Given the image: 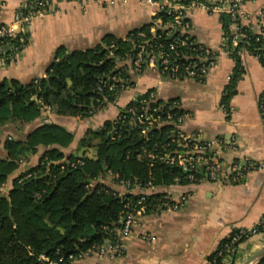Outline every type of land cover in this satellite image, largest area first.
Segmentation results:
<instances>
[{"label": "crops", "instance_id": "crops-1", "mask_svg": "<svg viewBox=\"0 0 264 264\" xmlns=\"http://www.w3.org/2000/svg\"><path fill=\"white\" fill-rule=\"evenodd\" d=\"M176 1L188 5L192 1L209 4L215 0ZM0 2L3 4L0 26L11 25L21 0ZM244 8L248 18L241 25L259 34L258 15L264 10V0H250L245 2ZM158 15V8L144 5L141 0H127L125 4L115 6L84 0L60 1L57 12L32 22L28 43L19 54L12 57L11 53L0 54V84L4 80L28 84L43 79L58 48L85 51L101 44L107 37L124 40L132 31L145 25L151 24V29L159 21ZM186 19L188 35L217 54L214 65L203 79L170 80L162 77L150 64L140 74L131 73L129 83L113 103L88 117L62 116L61 106L57 108L54 104L43 109L41 116L23 131L12 134L5 131L0 139L2 159L6 157L4 142L8 138L24 137L43 123L60 125L73 136L72 143L66 148L39 146L34 155L22 159L19 169L5 178L10 189L12 181L24 169L36 167L43 154L51 149H58L65 158L83 156L79 142L87 132L101 130L106 122L117 118L121 109L148 91H154L159 100H176L180 104V110L188 118L181 130L184 135L217 142L213 151L217 152L223 165L220 180L210 181L200 169L192 181L156 186V195L161 198L175 201L184 195L185 203L177 210H166V206L163 211L159 209L161 207L150 210L134 229L124 254L102 264H205L234 230H249L264 216V67L256 56L244 50L239 57L243 73L229 100L230 112L227 114L221 101L236 61L221 50L224 32L220 15L193 8ZM230 31H234V26H230ZM84 155L93 158L94 151L88 149ZM233 169L240 173L238 178ZM102 178L100 176L94 183L116 189L110 178ZM162 202L166 204L165 200ZM144 235L148 239H142ZM263 246L264 234L252 235L239 243L233 255L225 257L222 264H244ZM96 263L98 261L91 257L75 264Z\"/></svg>", "mask_w": 264, "mask_h": 264}, {"label": "trees", "instance_id": "trees-1", "mask_svg": "<svg viewBox=\"0 0 264 264\" xmlns=\"http://www.w3.org/2000/svg\"><path fill=\"white\" fill-rule=\"evenodd\" d=\"M187 2L190 0L184 3ZM158 18L162 22L170 20L164 12ZM220 22L224 34L230 38L231 18L221 15ZM150 26L132 31L124 40L104 38L101 44L85 51H67L60 47L45 78L28 84L16 80L1 82L0 139L5 131H11V134L23 131L25 126L41 116L44 107L50 108L57 101L61 106V115L73 118L88 117L113 103L129 83L131 73L140 74L148 69L146 55H143L139 72L132 64L137 53L136 46L144 40L150 39L153 46L168 52L173 61L174 53L167 49L171 36L156 30L155 34L160 38L155 39L150 33ZM236 27L238 48L256 56L264 67V38L238 21ZM139 34L144 37H139ZM5 43L20 50L27 45L28 35L23 36V42L17 37ZM176 51L180 54L192 52L181 47H177ZM9 53L12 52L5 54ZM231 57L236 65L221 101L227 114L230 112L229 100L235 94L236 84L243 73L239 57L235 54ZM177 61L180 66L179 80H182L186 62ZM156 65L160 70L158 59ZM161 76L168 77L165 73ZM108 85H112L113 89L109 90ZM169 130L170 126H163L151 130L147 138H142L138 129L118 128L113 122H106L101 130L87 132L80 140L79 148L83 149L81 157L70 155L65 158L56 148L45 152L36 167L24 169L12 181L8 196L0 195V264H41L38 260L41 255L50 259L57 255L77 257L98 247L104 238H110L119 227L123 202L111 188L94 183L107 171L123 179L137 178L143 182L152 179L156 186L174 183L175 178L180 183H186L185 173L180 168L142 157L143 147L152 152L153 145L167 143ZM72 141V134L54 123L40 124L24 137L5 141L6 157L0 159V184L19 169L22 159L34 155L39 146L66 148ZM88 149L94 151L93 158L84 155ZM28 173L30 177L25 178ZM152 199L149 211L164 204L159 195ZM256 228L258 233L264 234L262 226ZM238 231L234 230L221 244ZM242 241L244 239L239 243ZM214 258L215 254L208 260ZM258 264H264V258Z\"/></svg>", "mask_w": 264, "mask_h": 264}, {"label": "built area", "instance_id": "built-area-1", "mask_svg": "<svg viewBox=\"0 0 264 264\" xmlns=\"http://www.w3.org/2000/svg\"><path fill=\"white\" fill-rule=\"evenodd\" d=\"M60 1L73 2L76 0H21V5L14 15L13 23L11 25L0 26V54H5L8 51L12 52L11 57L19 54L24 47L19 50L5 43V41L19 37V41L23 42V36L29 35L32 22L35 19L43 18L48 13L57 12V4ZM84 1L105 3L108 6H115L117 3L125 4L127 2V0ZM141 1L144 5L158 8L159 14L164 12L170 18L168 22H162L159 19L150 29V33L155 39L160 38V35L157 36L155 34L156 30H161L165 32L166 36H171L167 49L169 52L174 53V60L171 61L168 52L162 51L161 47L153 46L150 43V39H147L136 46L137 53L132 62L136 72L140 71V66L144 61L143 55H146L148 67L152 64L159 74H167V78L170 80H179L180 66L177 60H184L186 62L183 68V79H203L208 70L214 65L217 54L201 46L188 35L189 24L186 16L189 10L193 8H202L211 13H218L220 16L228 15L232 20L231 26H234V31L231 33L230 38L223 34L221 50L229 55L242 56L244 49L238 48L239 36L236 30V22L238 21L241 24V22L248 18V12L244 8V4L250 0H215L209 4L192 1L188 5L176 0ZM1 6L3 4L0 2ZM258 18L260 33L255 35L264 38V10L259 13ZM139 37L144 36L143 34H139ZM177 47L187 48L192 52L180 54L176 51ZM109 55H112V52H109ZM156 59L159 60L160 70L157 68ZM108 89L112 90L113 86L108 85ZM153 104L154 106L151 107ZM44 109L46 110L47 108L44 107ZM187 119V115L180 110V104L176 100H159L154 91H148L138 97L129 106L121 109L113 124L117 125L118 128L129 127L138 129L139 135L142 138H147L148 132L153 129L170 126V133L167 137L168 142L162 145L158 143L153 145L152 152H147L143 147L142 157L148 158L151 162L158 161L165 166L180 168L185 173V180L187 181L194 180L197 176V171L200 169H203L207 179L210 181H219L223 165L218 158L217 152L213 151L217 142H206L195 135H184L181 130ZM7 140L11 139L8 138ZM157 148L160 149L159 152L155 151ZM233 170L236 173L235 177L238 178L240 173L235 169ZM28 177H30L29 173L26 174L25 178ZM105 177L110 178L113 182L116 188H111L114 192L113 194L121 198L123 202L122 218L119 227L110 238H104L102 244L93 250L80 254L77 257L68 256L67 258L57 255L56 258L50 259L41 255L38 258L41 264H75L91 257H94L98 261V264H102L105 260H116L124 254L126 244L132 238L134 229L138 227L142 218L148 215L152 198L156 195V185L153 184L152 179H148L146 182L137 178L132 180L123 179L110 171H107L102 179ZM174 181L178 182L179 179L175 178ZM9 190L4 180L0 184V195L8 196ZM162 199L166 201V204H163L161 208L158 207L161 211L165 208L163 206H166V210H177L185 203L186 196L182 195L175 201H171L168 197H163ZM257 226L264 228V216L255 227L249 230L240 229L226 243L220 244L214 253L215 258L207 260L205 264H222L225 257L233 255L241 239L245 240L252 235L258 234ZM142 239H148L147 235L142 236Z\"/></svg>", "mask_w": 264, "mask_h": 264}, {"label": "water", "instance_id": "water-1", "mask_svg": "<svg viewBox=\"0 0 264 264\" xmlns=\"http://www.w3.org/2000/svg\"><path fill=\"white\" fill-rule=\"evenodd\" d=\"M264 258V246L251 256L244 264H258Z\"/></svg>", "mask_w": 264, "mask_h": 264}, {"label": "rangeland", "instance_id": "rangeland-1", "mask_svg": "<svg viewBox=\"0 0 264 264\" xmlns=\"http://www.w3.org/2000/svg\"><path fill=\"white\" fill-rule=\"evenodd\" d=\"M56 105H58L57 108H59V105H60V104H59V101L56 102Z\"/></svg>", "mask_w": 264, "mask_h": 264}]
</instances>
